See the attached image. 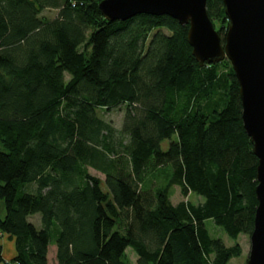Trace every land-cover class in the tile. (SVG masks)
<instances>
[{
	"label": "trees",
	"instance_id": "obj_1",
	"mask_svg": "<svg viewBox=\"0 0 264 264\" xmlns=\"http://www.w3.org/2000/svg\"><path fill=\"white\" fill-rule=\"evenodd\" d=\"M100 1L0 0V238L17 250L6 261L0 245V261L49 264L55 244L54 264H132L129 247L139 264H229L258 205L232 63L201 66L189 25L169 15L110 21ZM207 8L224 41L223 0ZM122 105L115 138L98 109ZM161 174L167 182L153 189L148 177ZM175 185L185 198L176 204ZM207 220L236 243L214 237Z\"/></svg>",
	"mask_w": 264,
	"mask_h": 264
},
{
	"label": "water",
	"instance_id": "obj_2",
	"mask_svg": "<svg viewBox=\"0 0 264 264\" xmlns=\"http://www.w3.org/2000/svg\"><path fill=\"white\" fill-rule=\"evenodd\" d=\"M228 19L224 41L207 8V0H101L110 21L139 14L169 15L189 25L188 41L203 66L228 58L239 81L244 128L258 157V205L247 264H264V0H223Z\"/></svg>",
	"mask_w": 264,
	"mask_h": 264
},
{
	"label": "rangeland",
	"instance_id": "obj_3",
	"mask_svg": "<svg viewBox=\"0 0 264 264\" xmlns=\"http://www.w3.org/2000/svg\"><path fill=\"white\" fill-rule=\"evenodd\" d=\"M58 14H59V9H57V8H45L43 10V12L41 13L42 16H46L47 18H50V19L56 18L58 16ZM214 24H215V27L219 30L221 25H222L221 19L215 18ZM164 31L168 33V30L164 29ZM225 31L226 30H224V32ZM69 77H70V75L68 73H66V78L68 79ZM125 110H126V105H122L121 107L112 109L110 111H106L105 109H102V108L98 109V114L106 122L110 123L117 130V132L114 134L115 138H117V137L119 138L118 131H120L122 129L123 121H124V117H125ZM173 138L177 139V135L175 134L173 136ZM170 141H171L170 139H166L162 142L163 150H167L169 148ZM115 155H117V154L115 153ZM88 169H89L91 174L99 176L100 178L105 180L106 175L103 172H101L100 170H98L92 166H88ZM148 179H149V181L150 180L152 181L151 186L154 189L155 187H157L161 184H165L167 182L168 178H167V176H164L161 174V176L158 175L157 177L156 176H150V177H148ZM30 188H31V186L29 187V189ZM103 189H105V190L107 189L106 184L103 185ZM171 199H172L174 204L178 203L182 199H185L184 196L181 194V189L178 185L174 186ZM190 200L195 202V203H200L204 200V197L198 196V195L192 193L190 195ZM0 213H2V214H0L1 215L0 218H4L6 213H7L6 201L4 198H1V197H0ZM29 220L31 222H33L38 228H41L42 223H41V214L40 213H36L34 215L29 216ZM207 227L210 229L211 234L214 237L222 238V240L225 242L226 245L231 246V245H234L236 243V241L234 239H232L224 231V229L222 227L216 225L212 220H207ZM6 236H7V238H9L8 234H6ZM3 239L4 238H2V240ZM237 241L240 243V245L242 247V254L238 257L232 258L229 264H247V260H248L250 249H251L250 234H248V233L240 234ZM4 250H5L6 255L9 256L10 254H9L8 248L5 247ZM127 255H128L130 261L132 262V264H139L138 263L139 256L131 247H129L127 249ZM48 259H49V264H54L57 262L56 245L55 244L50 245ZM0 263H2V261H0Z\"/></svg>",
	"mask_w": 264,
	"mask_h": 264
},
{
	"label": "crops",
	"instance_id": "obj_4",
	"mask_svg": "<svg viewBox=\"0 0 264 264\" xmlns=\"http://www.w3.org/2000/svg\"><path fill=\"white\" fill-rule=\"evenodd\" d=\"M0 214H2V213H0ZM0 217H1V215H0ZM2 238H4L3 240H2ZM8 239V240H7ZM2 240V241H1ZM5 240V241H4ZM5 242V243H4ZM0 245H1V247H2V255H3V258H5V260L6 261H9V260H11L15 255H16V253H17V250H16V244H15V240L13 239V238H11L10 236H9V238H7V236L6 235H3L1 238H0ZM5 247L6 248H8V251H9V256L8 255H6V253H5ZM3 263V262H2ZM2 263H0V264H2ZM4 264V263H3Z\"/></svg>",
	"mask_w": 264,
	"mask_h": 264
}]
</instances>
